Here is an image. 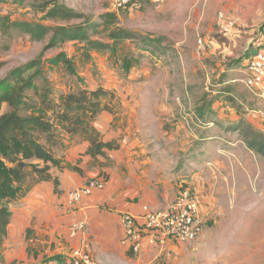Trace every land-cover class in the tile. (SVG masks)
Returning <instances> with one entry per match:
<instances>
[{
	"label": "rangeland",
	"instance_id": "1",
	"mask_svg": "<svg viewBox=\"0 0 264 264\" xmlns=\"http://www.w3.org/2000/svg\"><path fill=\"white\" fill-rule=\"evenodd\" d=\"M61 1L83 15L69 24L99 21L111 11L136 36L115 56L94 50L87 59L79 41H66L42 56L52 33L34 41L16 30L4 33L0 25V82L17 67L41 59L48 81L37 77L40 90L37 95L30 89V99L35 96L43 103L44 91L48 101L58 102L62 94L80 88L108 90L104 102L114 111L106 112L119 135L116 140L140 150L142 160L149 152L155 154L148 158L159 159L152 165L162 179L158 187H146L158 195L149 201L152 208L189 186L202 216L201 233L192 241H174L161 251L145 247L139 254L126 249L120 257L99 259L100 264H264V155L250 149L240 133L248 126L264 132V101L241 81L249 75L245 59L264 52V0ZM42 4L0 0V15L55 26L43 18ZM61 51L74 58L75 66L47 62ZM124 57L133 59L134 66L123 65ZM125 166L111 165L122 177L128 172ZM154 167L151 176L156 175ZM20 202L12 205L13 212L19 211ZM27 229L21 240L34 254L31 239L36 236ZM8 238L4 254L9 245L10 251L17 248Z\"/></svg>",
	"mask_w": 264,
	"mask_h": 264
},
{
	"label": "trees",
	"instance_id": "2",
	"mask_svg": "<svg viewBox=\"0 0 264 264\" xmlns=\"http://www.w3.org/2000/svg\"><path fill=\"white\" fill-rule=\"evenodd\" d=\"M27 1L13 0L20 5ZM41 6L43 18L56 23L55 26L12 20L8 15H0V25L4 33L16 30L28 34L34 41H43L52 33L42 56L48 49L59 47L66 41H79L87 59L92 58L91 52L94 50L108 51L115 56L127 39L136 36L133 31L120 26L116 12L101 14L99 21L86 18L80 23L69 24L83 15L61 0H43ZM60 21L66 24H58ZM98 34H102V37L96 38ZM47 62L51 66L61 62L75 66L74 58L68 57L65 51ZM134 64L133 59L123 58L126 67L131 68ZM38 65L40 67L32 72ZM43 67L41 59L32 61L17 67L0 82V262H4L5 258L12 205L22 201L36 185L44 181L53 182L56 192L59 191L60 179L53 172L54 169L84 173L80 160L72 164L59 155L58 151H65L70 146L65 143L68 139L66 136L72 140L77 136L89 142L87 154L101 168L98 177L106 180H109L107 170L112 165L108 153L120 148L118 140H104L95 125L103 111L114 112L108 102H104L110 95L108 90L80 88L62 94L58 102L48 101V92L44 91L43 103L37 102L35 96L30 99V89L37 95L40 90L37 77L44 83L48 81ZM4 104L8 106L6 111L2 108ZM240 133L250 149L264 155L263 131L248 126Z\"/></svg>",
	"mask_w": 264,
	"mask_h": 264
},
{
	"label": "crops",
	"instance_id": "3",
	"mask_svg": "<svg viewBox=\"0 0 264 264\" xmlns=\"http://www.w3.org/2000/svg\"><path fill=\"white\" fill-rule=\"evenodd\" d=\"M111 121V114L103 111L95 123L106 141L119 138ZM67 138L70 139V136ZM88 147V141H83L76 136L69 148L61 155L72 164L80 160L84 169L83 174L69 169L63 171L54 169L53 172L60 179L59 191L56 192L55 185L51 181L39 183L24 198V201L20 202L19 211H12L8 241L17 248L10 251L11 245H9L10 249L6 251L4 262L11 264L16 260V264H71L73 249L86 242L98 261L109 259L111 256L120 257V254L125 253L126 248L121 243L123 232L120 213L123 211L140 213L145 204L153 206L149 201L157 200L158 195L149 193L146 187L151 184L152 188H156L157 183L162 179L158 176V174L161 175L157 170L158 167L152 165L159 159L148 158L151 154H155L149 152L146 154L147 160H142L140 150L129 148L126 143L120 145V148L109 151L108 154L114 166L120 169L122 165H126L128 172L124 171L125 176L116 174L113 167L108 168L110 176L106 186L96 190L92 195L84 196L80 202L71 206L69 192L81 187L89 179L98 177L101 173V168L95 165L92 157L87 154ZM152 167L156 169L154 176H151L154 173ZM138 177L140 178L136 182L135 178ZM136 196L140 199L137 200ZM173 200L154 208L163 209ZM104 205L108 208L102 209ZM79 221H85V231L71 235V226ZM28 227L36 236L31 239V245L36 246L34 254L28 249L29 243L21 240L24 229ZM92 234L94 237L91 239ZM101 236L106 237V241L102 242ZM41 256L45 258L40 260ZM67 256L70 259L67 260Z\"/></svg>",
	"mask_w": 264,
	"mask_h": 264
},
{
	"label": "built area",
	"instance_id": "4",
	"mask_svg": "<svg viewBox=\"0 0 264 264\" xmlns=\"http://www.w3.org/2000/svg\"><path fill=\"white\" fill-rule=\"evenodd\" d=\"M247 61V79L241 80L257 98L264 101V52L259 51ZM264 118V113H262ZM108 180L104 177L89 179L84 185L69 192L71 206L80 202L84 196L92 195L103 189ZM123 236L122 245L134 254L145 247L167 250L174 241H192L202 230V216L199 201L189 186H182L176 198L165 208L155 210L145 204L140 213L123 211L120 213ZM85 221L71 226V235L85 231ZM89 244L83 243L72 251L71 264H100L91 253Z\"/></svg>",
	"mask_w": 264,
	"mask_h": 264
}]
</instances>
